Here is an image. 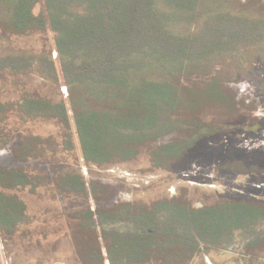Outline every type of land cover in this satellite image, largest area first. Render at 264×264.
<instances>
[{"label": "trees", "instance_id": "16d2710c", "mask_svg": "<svg viewBox=\"0 0 264 264\" xmlns=\"http://www.w3.org/2000/svg\"><path fill=\"white\" fill-rule=\"evenodd\" d=\"M40 2L43 12L35 14ZM258 6V0H0V42L50 30L56 52V58L45 51L0 52V72L35 68L58 85L57 62L84 161H131L145 145L177 135L149 153L153 167L167 170L213 131L202 119L204 109H234L224 83L264 52V11ZM194 77L203 79L201 86L194 80L188 85ZM13 106L21 119L54 122L62 136L60 143L20 136L12 152L16 162L74 149L63 101L26 95ZM7 110L0 103V123ZM42 187L62 197H89L76 171L48 178L0 166V233L13 235L31 220L26 205L3 191L35 193ZM91 193L95 211L81 208L69 217L86 236L75 241L80 264H192L210 251L264 249L261 203L223 200L193 207L165 198L107 204L104 190L91 185Z\"/></svg>", "mask_w": 264, "mask_h": 264}, {"label": "rangeland", "instance_id": "374dc122", "mask_svg": "<svg viewBox=\"0 0 264 264\" xmlns=\"http://www.w3.org/2000/svg\"><path fill=\"white\" fill-rule=\"evenodd\" d=\"M258 3L260 10L264 11V0H258ZM41 12L43 4L40 2L34 13ZM54 37L50 30L12 36L0 42V52L36 55L45 51L56 58ZM246 66L239 76L224 83V87L234 95L235 107L232 112L204 109L200 113L202 119L214 126L213 131L200 138L193 149L167 170L153 167L149 153L153 148L173 141L177 135H169L145 145L131 161L101 166L84 161L67 103L68 92L57 62L58 85L45 80L35 68L25 74L0 72V103L9 109L3 113L5 119L0 123V166L21 168L31 175L41 173L48 178L73 170L83 177L89 194L87 200H80L62 197L44 187L35 193L20 188L4 190L5 194L16 196L26 205V213L31 220L21 225L13 235L0 233V264H80L76 242L86 239V236L79 234L69 217L81 208L95 211L97 201L92 197L91 185L105 191L107 204L121 201L149 204L159 199L182 198L193 207L223 200L264 205V52L253 56ZM228 70L234 71L233 68ZM193 80L200 85L203 79L190 78L187 81L189 86L195 83ZM26 95L66 104L73 134V150H47L42 156L25 162L14 160L12 152L22 135L43 139L52 137L59 143L62 141L61 128L54 122L21 119L17 107H8ZM99 243L105 256L101 238ZM253 253H246L241 248L225 252L210 251L196 258L192 264H264V249Z\"/></svg>", "mask_w": 264, "mask_h": 264}]
</instances>
